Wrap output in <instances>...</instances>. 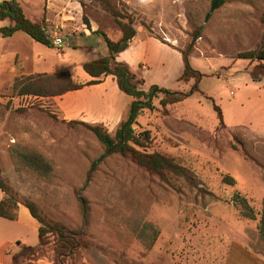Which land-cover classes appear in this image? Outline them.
<instances>
[{"label": "rangeland", "instance_id": "rangeland-1", "mask_svg": "<svg viewBox=\"0 0 264 264\" xmlns=\"http://www.w3.org/2000/svg\"><path fill=\"white\" fill-rule=\"evenodd\" d=\"M76 1L83 0L71 3ZM111 1L134 13L138 25L142 20L149 24L171 47L185 52L193 47L189 60L202 74L196 88L195 80L179 81L184 70L180 52L159 55L143 73L145 78L160 88L186 93L187 98L163 106L164 94L159 93L153 97L154 109L144 110L135 128L150 131L152 150L184 165L194 174L197 187L178 180L170 185L130 159L107 153L85 127L56 120L51 101L13 97L9 90L0 97V160L5 177L48 219L84 231L92 247L82 252L77 264L264 263L258 221L244 218L232 202L233 195L240 193L257 212L264 207V77L255 81L250 73L253 64L239 58L262 42L264 0H225L207 22L213 0ZM21 2L33 21H42L46 6L51 7L48 0ZM84 2L89 18L94 17L90 9L102 10L99 2ZM71 21L70 29L84 23L83 17ZM107 21L101 29L118 40L121 32L110 17ZM0 25L12 24L0 21ZM62 36L64 43L52 48L51 59L37 57L45 47L36 43L38 62L91 61L105 46L98 35ZM0 42L6 41L0 38ZM70 44L91 48L75 51ZM63 52L66 55L61 59ZM141 69L144 72L145 67ZM71 71L78 82L86 76L80 66ZM214 103L223 111L225 127L220 125ZM16 142L42 152L54 163L58 178L46 183L30 173H18L8 152ZM224 175L237 184H224ZM2 222L3 261L7 253H18L22 244L39 245L40 225L25 206H19L15 221ZM145 223L160 232L151 249L137 233Z\"/></svg>", "mask_w": 264, "mask_h": 264}, {"label": "trees", "instance_id": "trees-1", "mask_svg": "<svg viewBox=\"0 0 264 264\" xmlns=\"http://www.w3.org/2000/svg\"><path fill=\"white\" fill-rule=\"evenodd\" d=\"M90 1L99 2L102 11L112 19L115 26L122 33V37L119 40H114L101 28L94 32L95 35L103 37L108 49V55L83 64V70L92 80L87 83L78 82L70 71L32 76L23 75L15 79L11 95L13 97L55 98L80 90L85 86L102 83L105 77L114 76L120 90L133 98L128 117L121 122L116 132L110 133L103 125H91L79 121L65 122L60 120L54 113H51V115H54L56 120L62 123L85 127L96 136L98 141L106 148L107 153L117 154L130 159L134 164L156 175L162 181L175 185L174 181L178 180L196 188L197 184L193 173L176 159L153 151L151 132H138L135 128L144 110L154 109L153 97L158 96L159 93L164 94V98L161 100L163 106L179 104L187 98V94L160 88L159 86H152L149 90H144L146 80L142 71L135 72L129 64L118 60L119 54L128 50L136 37V26L139 18L134 13L120 9L111 0ZM213 1L215 2L216 0ZM224 3L225 0H220L217 8H221ZM81 5L84 9V25L91 30V22L86 13L88 5L84 0ZM0 20L12 22V25L0 28V37L2 38L12 37L17 32H24L37 43L49 48L55 47L54 39L46 20L33 21L30 19L19 0L0 1ZM141 24L154 37L166 44L162 37L154 33L149 24L143 20ZM196 35L197 38L201 37L198 32H196ZM172 47L177 49L174 46ZM189 48H191L190 52L177 49L182 54L184 61V70L179 81L190 83L195 80V89L202 74L192 68L189 58L193 47L189 46ZM239 58L248 60L253 64L250 73L255 81H259L264 77V35L261 44L255 50L243 52L239 54ZM3 97L4 95H2ZM214 109L217 112L220 125L225 127L226 123L222 109L215 103ZM8 152L18 173H30L39 181L46 183H53L58 178L55 173L54 163L39 150L16 142L9 147ZM223 183L233 187L237 184L236 180L230 175L223 176ZM0 190L4 195L3 200L0 202L1 218L15 221L17 219V210L20 205H23L40 225L38 230L39 245L32 247L22 244L20 251L12 255V264H42L45 261H49L48 264H77L82 252L92 247L83 230L72 229L61 222L48 219L33 201L22 197L5 177L1 160ZM232 202L244 218L258 221L259 236L260 239L264 240V207L261 212H257L251 202L240 193L233 195ZM137 233L147 249H151L155 245L160 235L159 230L148 223L139 227Z\"/></svg>", "mask_w": 264, "mask_h": 264}, {"label": "crops", "instance_id": "crops-1", "mask_svg": "<svg viewBox=\"0 0 264 264\" xmlns=\"http://www.w3.org/2000/svg\"><path fill=\"white\" fill-rule=\"evenodd\" d=\"M19 1L21 2V0ZM48 1L50 2L51 7L49 8V5L46 6L43 19L46 20L49 28L51 29L53 39H61L62 44L60 46L64 43L62 35H65L66 37H80L83 39L88 38L89 36L91 37L92 35H95L94 32L100 29L101 26H105L104 22H108L107 19L109 17L104 11L90 9L94 15V17L89 18L91 22V30L87 29L84 23L82 25L75 24L74 29H70L72 25V18L79 21L83 17L84 9L81 3L77 1L75 3H71V0ZM57 2H59V4ZM26 5L27 7H31L30 4ZM22 6L28 16L25 6L23 4ZM7 21L9 20L1 22L5 23ZM0 26L3 27L2 25ZM136 28L137 35L130 48L118 56V60L120 62L129 64L135 72L139 70L142 71L141 68L144 66L145 69L142 73H147L150 69V63L157 61L159 59V55L165 54L166 56H173L175 52L178 55L179 51L177 49L154 37L143 25H137ZM105 32L107 33L109 31ZM121 37L122 33L120 38ZM3 39H5L6 42H0V83H2V86L0 87V95L6 90L11 92L15 79L23 75L32 76L36 74H54L62 71H70L72 76L78 80V77H75L71 70L77 66L83 68V64L89 62L80 61L79 63H74L73 65H65L58 63V58L56 57L57 63H51L49 62V59L52 58L51 51H54V49L46 46H44L45 48L39 50L37 57L41 58V56H46L49 59L44 62H38L36 55L34 54V50L37 48V42H35L28 34L24 32H17L12 37ZM4 44H6L7 47L3 46ZM60 46L55 45V48ZM69 46L75 51H82L91 48L84 44H70ZM65 55L66 52L61 53V59H63ZM107 55L108 49L105 44L101 53H99L98 57L93 60ZM51 61L53 62V60ZM145 76L146 75H144V77ZM91 80L92 78L86 73V76H84L80 82L87 83ZM145 80L146 84L144 86V90L146 91L152 86H158L155 83H150L146 78ZM0 97L2 98V95ZM45 100L52 102L56 110L53 113L62 121H79L91 125H103L110 133H114L118 129L121 122L126 120L128 117L133 98L120 90L114 76H108L104 78L102 83L85 86L80 90L69 92L63 96L46 98ZM3 198L4 195L0 190V202ZM21 209L22 208H20V211ZM24 215L26 216L25 212ZM3 220L6 219L0 217V264H12V254L7 253L6 261H3L1 256V247L4 239L2 234ZM255 264L264 263L257 262Z\"/></svg>", "mask_w": 264, "mask_h": 264}, {"label": "water", "instance_id": "water-1", "mask_svg": "<svg viewBox=\"0 0 264 264\" xmlns=\"http://www.w3.org/2000/svg\"><path fill=\"white\" fill-rule=\"evenodd\" d=\"M219 1H220V0H216V1L214 2L213 7H212V9H211V11H210L208 17L206 18V22L209 20L210 15L215 11L216 7H217L218 4H219Z\"/></svg>", "mask_w": 264, "mask_h": 264}, {"label": "built area", "instance_id": "built-area-1", "mask_svg": "<svg viewBox=\"0 0 264 264\" xmlns=\"http://www.w3.org/2000/svg\"><path fill=\"white\" fill-rule=\"evenodd\" d=\"M54 44L57 45V46H60L62 44V41L61 39L57 38L54 40Z\"/></svg>", "mask_w": 264, "mask_h": 264}]
</instances>
